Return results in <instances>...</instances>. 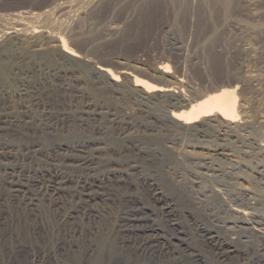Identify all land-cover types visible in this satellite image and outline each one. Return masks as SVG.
<instances>
[{"label":"rangeland","instance_id":"obj_1","mask_svg":"<svg viewBox=\"0 0 264 264\" xmlns=\"http://www.w3.org/2000/svg\"><path fill=\"white\" fill-rule=\"evenodd\" d=\"M186 1L84 0L79 4L77 0H0V14L9 15L6 18L16 11L42 13L47 9L54 11L62 2H69L71 7L73 3L69 16L56 13L35 17L33 14L34 18L23 19L41 25L40 32L20 31L0 37V66L9 73L5 79L0 72V251L3 246L6 249L22 243L33 253L42 244L46 243L47 248L60 244L57 260L52 264H87L88 258L82 253L96 248L92 256H97V248L104 245L103 256L111 246L112 249L116 246L113 250L124 255L123 261L104 259L99 264L119 261L120 264H202L184 248L182 242H186L198 251L204 264H257L264 258V151L259 149L264 147V0H231L226 5L221 0H192L191 5ZM11 22L8 18L4 25L11 26ZM58 31L68 38L82 58L72 61L60 52L53 34ZM51 50L54 51V64L39 59ZM163 61L169 62L173 70L172 76L164 77L173 81L182 93L209 92L218 83L234 80L240 88L239 99L246 105L238 126L231 129L216 116L208 117L206 123L209 125L200 128L196 126L198 122L181 126L170 120L173 107L167 99L146 93L133 83L135 74L153 82L161 80L157 68ZM95 64L109 65L120 73L121 80L114 82L89 66ZM123 69L126 71L122 74ZM2 121H6V125ZM10 124L18 131L16 136L12 135ZM222 132L230 140L221 139ZM91 146L96 147L95 152ZM220 147L226 149L229 158L215 154ZM188 149L197 150L201 158H177V155H185ZM79 154L93 157L91 169L81 168L77 160L71 159ZM148 156L157 159L152 163ZM231 157L237 162L231 161ZM208 158L211 159L205 162ZM55 171L72 178L91 174L104 179L103 191L108 194L105 199L95 200L96 203L86 202L77 194L78 187L70 184L62 192L66 195L61 193L57 202L58 198L53 199L41 181L28 185V197L16 192L11 185L22 177L35 182L41 180L42 173L50 175ZM147 182L157 183L160 190L173 199L181 212L179 226L172 225L162 211L164 204L152 197ZM242 186L251 188L249 195L243 192ZM132 194L143 210L148 209V212L140 211V215L155 217L154 224L161 232L157 243L162 246V239L177 244L178 256L177 252L174 255L178 259L153 249L143 252L138 243L141 237L129 234L130 227L125 224L124 217L136 210L134 203L126 198ZM65 196L67 198H63ZM234 206L246 210L248 217L232 214ZM67 208H71L70 211ZM223 234L243 239L239 242L242 254H235L224 263L216 254L218 238H224ZM116 241L119 243L115 244ZM5 259L0 253V264H42L21 249L17 257Z\"/></svg>","mask_w":264,"mask_h":264},{"label":"bare ground","instance_id":"obj_2","mask_svg":"<svg viewBox=\"0 0 264 264\" xmlns=\"http://www.w3.org/2000/svg\"><path fill=\"white\" fill-rule=\"evenodd\" d=\"M76 1V0H75ZM78 1V3L80 4L82 1H84V0H77ZM86 1V0H85ZM92 1V0H91ZM222 1V4L223 5H226L229 1H231V0H221ZM189 5H191V3H192V0H187L186 1ZM83 3V2H82ZM57 5V4H56ZM186 5V4H185ZM82 6V5H81ZM80 7V6H79ZM78 7V8H79ZM72 8H73V3H72V7H71V5H70V3L69 2H66V3H60V4H58L57 6H56V8L54 7V11H53V9H52V11H50V10H45L44 12H42V13H34V12H32V11H27V10H22V11H16L15 13H10L11 15H10V17H8V18H10L11 20H12V22H11V26H5L4 25V23H5V20L6 19H8V18H6L5 16H9V15H4V14H0V31H1V33H0V37L1 36H3L4 34H10V33H14V32H20V31H22V32H25V33H37V32H40L42 29V27L40 28V26L41 25H38V24H31V23H29V22H26V21H23V19L25 18V17H28V18H31V17H33L34 18V15L33 14H35V17L36 16H42V15H47V16H51V15H53V14H56V13H60L59 14V16H62V15H67V16H69L70 15V13H71V11H72ZM81 8V7H80ZM189 8H192V7H189ZM74 9H76V8H74ZM190 10V9H189ZM76 12V11H75ZM24 14H26V16L24 15ZM13 22H16V24H13ZM17 25V26H16ZM56 29V28H55ZM54 31V30H53ZM53 34L55 35V38H56V40H57V42H58V44H59V50H60V52L61 53H63L66 57H68L69 59H71L72 61H76V60H78L79 58H82L83 57V55L77 50V49H75L73 46H71L70 45V42H69V40H68V38L60 31H58V32H53ZM84 56H87L86 54L84 55ZM53 58L55 59V56H54V51H46L42 56H39V59H42L43 61H44V59H45V61L44 62H46V63H51V64H54L53 62H54V60H53ZM167 58V57H166ZM209 58V57H208ZM56 61V60H55ZM91 64V63H90ZM89 66H91L96 72H101V73H103V74H105V75H107V77L110 79V80H112V81H114V82H119L120 80H121V76H120V73H118L116 70H114L112 67H110L109 65H104V64H95V66L94 65H89ZM0 68H1V70H0V72H1V74H2V77H4L5 79H7L8 78V75H9V73H8V71L6 70V68H4V67H2V66H0ZM157 70L160 72V74L162 75L161 77H162V79L161 80H156V82H153V81H150V80H148L147 78H144V77H142V76H139V75H133V83H134V85L136 86V87H141L143 90H145V92L146 93H155V94H157L158 96L160 95L161 97H164L165 99H167V102L173 107V109H172V111L170 112V120H172V121H174V122H176L177 124H180L181 126L182 125H188V124H194L195 122H198V125L196 124V126H198L197 128H200V126H203L204 124L206 125L207 123H206V120L208 119V117H211V116H216V117H219L221 120H222V122H223V124H225L227 127H231V129H232V127H234V126H238V124H239V121H240V118H241V116L244 114V112H245V109H246V105H245V103L244 102H241L240 101V99H239V95L238 94H240L239 92H238V90L240 89L239 87H238V85L234 82V80L232 81H229L228 80V82L226 81H224V82H221L220 84L218 83V84H216L215 86H213L211 89H210V91L209 92H195V94H193V95H191V94H186V93H182V92H180L179 90H177V86L174 84V82L173 81H171V80H168V79H166V77H164V76H168V77H170V76H172V73H173V70H172V66H171V64L169 63V62H167V61H163L159 66H158V68H157ZM83 71H85L84 69H83ZM126 70H122L121 72H122V74H123V72H125ZM157 71V72H158ZM95 72V73H96ZM85 74L87 73V71L86 72H84ZM100 73V74H101ZM246 76V75H245ZM254 76V75H253ZM174 77H176V76H174ZM256 77V76H255ZM252 79H255V78H253V77H251ZM178 79V78H177ZM245 80V79H244ZM180 81H183V79H180ZM179 81V82H180ZM243 81V80H242ZM246 81V80H245ZM251 81V80H250ZM183 82H185V81H183ZM244 82V81H243ZM239 83V82H238ZM247 83V82H246ZM177 84V83H176ZM181 84V83H180ZM183 85V84H182ZM180 87V86H179ZM239 88V89H238ZM182 89H184L183 87H182ZM198 89V88H197ZM242 90H243V88H242ZM191 91V90H190ZM189 91V92H190ZM240 91V90H239ZM188 93V92H187ZM242 93V92H241ZM169 105V106H170ZM155 107V106H154ZM7 118H8V116H7ZM7 118L5 119L6 121H7ZM13 120H14V118H13ZM210 120V119H209ZM6 121H2V122H4V125H6ZM11 121V120H10ZM245 121V120H244ZM12 122V121H11ZM13 123V122H12ZM11 123V124H12ZM11 124H10V126H9V128H10V130H12V132L11 133H13L12 135L14 136H16V134L18 133V131H17V129L16 128H14V127H12L11 126ZM242 124V123H241ZM195 125V124H194ZM204 125V126H205ZM207 125H209V124H207ZM195 126V127H196ZM18 127H19V125H18ZM194 127V128H195ZM210 127V126H209ZM2 128H4V126H2ZM5 128H8V127H6L5 126ZM8 128V129H9ZM201 128H203V127H201ZM208 128V127H207ZM200 130V129H199ZM198 130V131H199ZM224 130H226V129H224ZM124 131V130H123ZM228 131V130H227ZM10 132V131H9ZM20 132V131H19ZM219 132H221V131H219ZM225 132V131H224ZM21 133V132H20ZM121 133V132H120ZM120 133H119V135H120ZM195 133V132H194ZM229 133V132H228ZM234 133V132H233ZM8 134V133H7ZM6 134V135H7ZM189 134V133H188ZM221 135H223V138H221V139H225L226 138V140H230V138L228 137H226L225 136V133H220ZM231 134H232V132H231ZM23 135V134H22ZM123 135V134H122ZM234 135H235V133H234ZM234 135H232V136H234ZM9 136V135H8ZM18 136H19V134H18ZM20 136H21V134H20ZM12 137V136H11ZM28 137V136H27ZM231 137V136H230ZM15 138V137H14ZM22 138V137H21ZM57 138V137H56ZM119 138V137H118ZM235 138V137H234ZM237 138V140H239V139H241L240 137H236ZM10 139V138H9ZM53 139V138H52ZM115 139H117V138H115ZM201 139V138H200ZM12 140H13V138H12ZM15 140V139H14ZM20 140V139H19ZM24 140V139H23ZM25 140H26V138H25ZM24 140V141H25ZM32 140V139H31ZM30 140V141H31ZM55 140V139H54ZM58 140V139H57ZM118 140V139H117ZM123 140V139H122ZM232 140V139H231ZM236 140V139H235ZM9 141V140H8ZM22 141V140H21ZM33 141V140H32ZM40 141H43V140H40ZM53 141V140H52ZM112 141V140H111ZM208 141V140H207ZM223 141V140H222ZM36 142V141H35ZM34 142V143H35ZM214 142V141H213ZM218 142V141H217ZM221 142V141H220ZM237 142V141H236ZM5 143V142H4ZM9 142H7L6 144H8ZM11 143V142H10ZM9 143V144H10ZM18 143V142H17ZM28 143V142H27ZM32 143V142H31ZM39 143V142H38ZM37 143V144H38ZM46 143V142H45ZM54 143V142H53ZM87 143V142H86ZM113 143V142H112ZM223 143V142H222ZM12 144H14V142L12 143ZM60 144V143H59ZM85 144V143H84ZM89 144V143H88ZM121 144V143H120ZM119 144V145H120ZM225 144V143H224ZM223 144V145H224ZM27 145V144H26ZM30 145V144H29ZM32 145H34V144H32ZM36 145V144H35ZM41 145V144H40ZM263 145V144H262ZM3 146V145H2ZM13 146V145H12ZM38 146V145H37ZM42 146H44V145H42ZM41 146V147H42ZM46 146V145H45ZM84 146V145H83ZM90 146V145H89ZM225 146V145H224ZM21 147V146H20ZM20 147H19V149H20ZM28 147V146H27ZM53 147V146H52ZM60 147V146H59ZM63 147V146H62ZM73 147V146H72ZM76 146L74 145V148H75ZM87 147H88V145H87ZM137 147V146H136ZM218 147V146H217ZM258 147H259V145H258ZM8 148V147H7ZM14 148V147H13ZM16 148H18V147H16ZM40 148V147H39ZM79 148V146L77 147V149ZM91 148H92V146H91ZM96 148V147H95ZM94 148V149H95ZM135 148V147H134ZM215 148V147H214ZM11 149V148H10ZM9 149V150H10ZM26 149H28V148H26ZM34 149V148H33ZM52 149V148H51ZM63 149V148H62ZM73 149V148H72ZM82 149V148H81ZM83 149H84V147H83ZM93 149V148H92ZM93 149V150H94ZM141 149V148H140ZM259 149L261 150V151H264V147H259ZM8 150V149H7ZM8 150V151H9ZM18 150V149H17ZM21 150H23V148L21 149ZM29 150V149H28ZM36 150V149H35ZM68 150V149H67ZM86 150V149H85ZM226 149H224V147H220V148H218V149H216L215 150V154L216 155H221V156H223V157H226V158H229V156H230V154H228L226 151H225ZM3 150H1V152H2ZM48 151V150H47ZM47 151H46V153H47ZM64 151V150H63ZM69 151V150H68ZM70 151H72V150H70ZM139 151V150H138ZM184 151V150H183ZM17 152V151H16ZM15 152V154H17ZM28 152V151H27ZM36 151H34V153H35ZM40 152H42L41 150H40ZM44 152V151H43ZM49 152V151H48ZM62 152V151H61ZM60 152V153H61ZM91 152H93L92 150H91ZM90 152V153H91ZM94 152H95V150H94ZM93 152V153H94ZM200 152V151H199ZM6 153H7V151H6ZM12 153V152H11ZM11 153H9V154H11ZM13 153H14V151H13ZM54 153V152H53ZM67 153V152H66ZM76 153V152H75ZM88 153V152H87ZM137 153H140V152H137ZM155 153V152H154ZM230 153V152H229ZM20 154V153H19ZM36 154V153H35ZM70 154V153H69ZM89 154V153H88ZM96 154V153H95ZM94 154V155H95ZM136 154V153H135ZM207 154V153H206ZM3 155V154H2ZM51 156L53 155V154H50ZM49 155V156H50ZM61 155V154H60ZM65 155V154H64ZM76 155V154H75ZM158 155V154H157ZM180 155V154H179ZM200 155V154H199ZM201 155H203V153L201 154ZM18 156V155H17ZM45 156V155H44ZM139 156H140V154H139ZM144 156V155H143ZM142 156V157H143ZM174 156V155H173ZM184 156V157H183ZM205 156H207V155H205ZM5 157V156H4ZM9 157V156H8ZM15 157V156H14ZM24 157V156H23ZM34 157V156H33ZM38 157V156H37ZM40 157V156H39ZM56 157H57V155H56ZM136 157H138V155L136 156ZM141 157V156H140ZM145 157H146V155H145ZM149 157V156H148ZM178 157H180V158H197L198 160L201 158H198V151L197 150H195V149H188L186 152H185V155H180V156H178L177 155V158ZM202 157H204V155L202 156ZM6 158V157H5ZM19 158H21V156H19ZM19 158H18V161H19ZM53 158V157H52ZM75 158L76 159H74V158H71L72 160H77V166H79V167H81V168H84V169H88V168H90L91 167V164L93 163V157L92 156H85L84 154L83 155H81V154H79L78 156H75ZM155 158L157 159V157H149V160L153 163L154 161H156L155 160ZM12 159H13V157H12ZM15 159V158H14ZM38 159V158H37ZM45 159V158H44ZM56 159V158H55ZM70 159V158H69ZM204 159V158H203ZM207 159V158H206ZM205 159V160H206ZM211 159V158H210ZM209 158H208V160H206L205 162H207V161H209L210 160ZM219 159V158H218ZM10 161H11V159H9ZM16 160V159H15ZM22 160H23V158H22ZM27 160V159H26ZM47 160H48V158H47ZM50 160H52V159H50ZM71 160V161H72ZM95 160V159H94ZM147 160V159H146ZM213 160V159H212ZM215 160V159H214ZM230 160L231 161H234V162H237L236 160H234V159H232V157L230 158ZM5 161V160H4ZM17 161V162H18ZM31 161V160H30ZM49 161V160H48ZM63 161V160H62ZM204 161V160H203ZM7 162V161H6ZM5 162V163H6ZM50 162V161H49ZM64 162V161H63ZM185 162V161H184ZM188 162V161H187ZM204 162V164H205V166H206V163ZM214 162V161H213ZM212 162V163H213ZM10 163V162H9ZM30 163V162H29ZM54 163V162H53ZM60 163V162H59ZM58 163V164H59ZM75 163V162H74ZM95 163H97V162H95ZM99 163H101V162H99ZM123 163V162H122ZM145 163V162H144ZM201 163V162H200ZM31 164V163H30ZM118 164V163H117ZM134 164H136V163H134ZM210 164H211V162H210ZM213 164H215V163H213ZM23 165V164H22ZM57 165V164H56ZM63 165V164H62ZM95 165V164H94ZM97 165V164H96ZM100 165V164H99ZM98 165V166H99ZM140 165V164H139ZM208 165H209V163H208ZM8 166H10V165H7V167ZM25 166V165H24ZM23 166V167H24ZM76 166V167H77ZM120 166V165H119ZM210 166V165H209ZM211 166H213V165H211ZM49 167H51V166H49ZM58 167V166H57ZM69 167V166H68ZM118 167V166H117ZM123 167V166H122ZM139 167V166H138ZM202 167V166H201ZM2 168V167H1ZM11 168V167H10ZM13 168V167H12ZM15 168V167H14ZM22 168V167H21ZM25 168H26V166H25ZM42 168V167H41ZM47 168V167H46ZM55 168V167H54ZM65 168V167H64ZM96 168V167H95ZM114 168V167H113ZM136 168H137V166H136ZM210 168V167H209ZM38 169V168H37ZM50 169V168H49ZM58 169H59V167H58ZM77 169V168H76ZM83 169V170H84ZM91 169V168H90ZM101 169V168H100ZM111 169V168H110ZM23 170V169H22ZM21 170V171H22ZM51 170V169H50ZM57 170V169H56ZM74 170V169H73ZM214 170V169H213ZM221 170V169H220ZM4 171V170H3ZM5 171H6V169H5ZM27 171V170H26ZM37 171V170H36ZM42 171V170H41ZM58 171V170H57ZM64 171H65V169H64ZM79 171V170H78ZM95 171V170H94ZM106 171H107V169H106ZM116 171V170H115ZM129 171V170H128ZM10 172V171H9ZM49 172V171H48ZM51 172V171H50ZM72 172V171H71ZM74 172V171H73ZM76 172V171H75ZM82 172V171H81ZM84 172V171H83ZM86 172V171H85ZM99 172H100V170H99ZM102 172V171H101ZM104 172H105V169H104ZM123 172V171H122ZM14 173V172H13ZM23 174H24V172H22ZM76 173H78V172H76ZM96 173V172H95ZM109 173V172H108ZM112 173H113V171H112ZM130 173V172H129ZM10 174V173H9ZM18 174H19V172H18ZM27 174V173H26ZM25 174V175H26ZM35 175H36V173H34ZM74 174V173H73ZM84 174V173H83ZM87 174V173H86ZM94 174V173H93ZM100 174V173H99ZM111 174V173H110ZM125 174V173H124ZM126 174H128V173H126ZM204 174V173H203ZM208 174V173H207ZM15 175H16V173H15ZM21 175V174H20ZM33 175V174H32ZM98 175V174H97ZM101 175H102V173H101ZM100 175V176H101ZM123 175V174H122ZM132 175V174H131ZM146 175V174H145ZM223 175V174H222ZM7 176V175H6ZM76 176V175H75ZM77 176H78V174H77ZM83 176V175H82ZM96 176V175H95ZM103 176V175H102ZM117 176V175H116ZM139 176V175H138ZM160 176V175H159ZM30 177V176H29ZM40 177H41V180H38V181H35V182H32V180L30 181V180H28V179H25L24 177H22L20 180L19 179H17V181H15V182H13V184H11V181H10V184L11 185H13V188H14V190L16 191V192H22L23 194H25L27 197H28V185L29 184H31V183H36V182H43V184H45L46 185V187H47V192H49V194H50V196L54 199V198H58L60 195H61V193L63 192V191H65V188L67 187V186H69L70 184H74L75 186H77L78 187V189L76 190L77 191V194H79V197L81 198V199H83V200H85L86 202H91V201H94L95 202V200H99V199H102V198H104V196H106L108 193H106L105 191H103L104 190V185H105V182H104V179H98V177H94V176H92L91 174H88V175H86V176H83V177H78V178H72L70 175H68V174H62V173H56V171H55V174H50V175H48V174H46V173H42L41 175H40ZM73 177H74V175H73ZM106 177H108V176H106ZM215 177V176H214ZM1 178V177H0ZM4 178V177H3ZM13 178V177H12ZM16 178V177H15ZM17 178H18V176H17ZM110 178V177H109ZM108 178V179H109ZM116 178V177H115ZM114 178V179H115ZM119 178V177H118ZM124 178V177H123ZM5 179V178H4ZM9 179V178H8ZM11 179V178H10ZM30 179V178H29ZM34 179V178H33ZM133 179V178H132ZM145 179V178H144ZM212 179V178H211ZM215 179V178H214ZM12 180V179H11ZM111 180V179H110ZM109 180V181H110ZM119 180V179H118ZM122 180V179H121ZM141 180V179H140ZM154 180V179H153ZM34 181V180H33ZM108 181V182H109ZM116 181V180H115ZM139 181V180H138ZM146 181V180H145ZM155 181V180H154ZM227 181V180H226ZM236 181V180H235ZM119 182V181H118ZM121 182V181H120ZM124 182V181H123ZM151 182V181H150ZM6 183H7V181H6ZM126 183V182H125ZM147 183H149V182H147ZM38 184V183H37ZM36 185V184H35ZM41 185H42V183H41ZM145 184H143V186H144ZM149 185H150V189H151V192H152V197L154 198V199H157L158 201H161L163 204H164V210H162L163 212L165 211L166 212V215H167V218H169V220L172 222V225L173 226H179V215L181 214V212H179V209H178V206H176V204L173 202V199L172 198H170L169 196H168V194L167 193H163L161 190H160V188L158 187V185H157V183H149ZM230 185V184H229ZM5 186V185H4ZM39 186V185H38ZM75 186H74V189H75ZM119 186V185H118ZM123 186V185H122ZM135 186H136V184H135ZM147 186V185H146ZM2 187V186H1ZM10 187V186H9ZM8 187V188H9ZM120 187H121V185H120ZM126 187H130V186H126ZM132 187V186H131ZM244 187V188H243ZM246 187H248V186H242L241 188H242V190H243V192L246 194L247 193V195H249L250 193V187H249V189L248 188H246ZM4 188V187H3ZM34 188V187H33ZM36 188V187H35ZM136 188V187H135ZM139 188V187H138ZM241 188H240V190H241ZM30 189H32V188H30ZM137 189V188H136ZM142 189H143V187H142ZM13 190V191H14ZM68 190V189H67ZM73 190V189H72ZM7 191V190H6ZM12 191V190H11ZM41 191V190H40ZM69 191V190H68ZM110 191V190H109ZM117 191V190H116ZM124 191V190H123ZM126 192H128V189L127 190H125ZM125 191H124V193H125ZM131 191H132V189H131ZM252 191V190H251ZM33 192H35V191H33ZM39 192V191H38ZM72 192V191H71ZM0 193H1V191H0ZM10 193H12V192H10ZM21 193V194H22ZM43 193H45V191L43 192ZM139 193V192H138ZM252 193V192H251ZM15 194V193H14ZM17 194H19V193H17ZM62 194H64V193H62ZM68 194V193H67ZM123 194V193H122ZM120 195L121 197L123 196V195ZM131 194V193H130ZM10 195V194H9ZM20 195V194H19ZM44 195V194H43ZM64 195H66V194H64ZM114 195V194H113ZM118 195V194H117ZM138 195V194H137ZM2 196H3V194H2ZM1 196V197H2ZM39 196V195H38ZM38 196H37V198H38ZM68 196V195H67ZM74 196V195H73ZM111 196V195H110ZM110 196H108V197H110ZM126 196V195H125ZM10 197V196H9ZM24 197V196H23ZM112 197V196H111ZM6 198V197H5ZM8 198V197H7ZM7 198H6V200H7ZM36 198V197H35ZM36 198V199H37ZM61 198V197H60ZM63 198H67L66 196L65 197H63ZM69 198V197H68ZM74 198V197H73ZM116 198V197H115ZM119 198V197H118ZM126 198L128 199V200H130V201H132V203H134V207L136 208V210L135 209H133L132 211H133V213L131 214V215H127V216H125L124 218H125V224L127 225V227L129 226L130 228H129V234H131V235H134V238H135V236H137V237H141V239L140 240H138V243H139V248L143 251V252H148V251H150V250H155V251H157V252H159L160 254H166L167 255V253L168 254H171V256H172V258L173 259H178V252H177V250H178V248H177V244L176 245H173L172 243H171V241H169L168 242V240H167V242H166V240H162L161 239V245L162 246H160L157 242H159L160 241V228H158L157 226H155V224H154V221H155V217L152 219L151 218V215H148L147 217H142V215H140V211H145V212H148V209H146L145 207V210H143V208L139 205V201L136 199V196L135 195H130V196H126ZM142 198V197H141ZM152 198V199H153ZM26 198H24V200H25ZM32 199V198H31ZM39 199V198H38ZM37 199V200H38ZM71 199V198H70ZM105 199V198H104ZM103 199V200H104ZM150 199V198H149ZM5 200V201H6ZM10 200V199H9ZM19 200V199H18ZM23 200V199H22ZM60 199L58 198V200H57V202L59 201ZM120 200V199H119ZM140 200V199H139ZM192 200V199H191ZM4 201V202H5ZM8 201V200H7ZM14 201H15V198H14ZM20 201V200H19ZM29 201H32V200H29ZM36 201V200H35ZM50 201V200H49ZM64 201V200H63ZM72 201V200H71ZM79 201V200H78ZM148 201V200H147ZM150 201H152V200H150ZM2 202V201H1ZM10 202V201H9ZM40 202V201H39ZM51 202V201H50ZM49 202V203H50ZM66 202V201H65ZM67 202H69V200H67ZM66 202V203H67ZM122 202V201H121ZM128 202V201H127ZM149 202V201H148ZM154 202H156V201H154ZM195 202H197V201H195ZM19 203V202H18ZM23 203V202H22ZM21 203V204H22ZM27 202H25L24 204H26ZM28 203H30V202H28ZM32 203V202H31ZM38 203V202H37ZM48 203V204H49ZM52 203H53V201H52ZM52 203H51V205H52ZM93 203V202H92ZM96 203V202H95ZM193 203H194V201H193ZM20 204V203H19ZM19 204H18V207H19ZM128 204V203H127ZM144 204V203H143ZM196 204V203H195ZM194 204V205H195ZM8 205H10V203L8 204ZM27 205V204H26ZM50 205V204H49ZM77 205V204H76ZM88 205V204H87ZM155 205V204H154ZM190 205V204H189ZM33 206V205H32ZM35 206V205H34ZM33 206V207H34ZM40 206V205H39ZM57 206V205H56ZM60 206H62L61 204H60ZM67 206V205H66ZM65 206V207H66ZM69 206V205H68ZM75 206V205H74ZM123 206V205H122ZM131 206V205H130ZM144 206H145V204H144ZM156 206V205H155ZM158 206H160V205H158ZM162 206V205H161ZM198 206V205H197ZM196 206V207H197ZM250 206V205H249ZM11 207V206H10ZM21 207V206H20ZM36 207H37V204H36ZM148 207V206H147ZM77 208V207H76ZM151 208V207H150ZM163 208V207H162ZM261 208V207H260ZM25 209H27V208H25ZM68 209V208H67ZM71 209V208H70ZM70 209H68L67 211H70ZM131 209V208H130ZM198 209V208H197ZM249 209V208H248ZM16 210V209H15ZM22 210V209H21ZM24 210V209H23ZM22 210V211H23ZM43 210V209H42ZM85 210H87V209H85ZM59 210H57L56 212H58ZM66 211V210H65ZM66 211V212H67ZM126 211V210H125ZM128 211H130V210H128ZM195 211H197V210H195ZM10 212V211H9ZM39 212V211H38ZM64 212V211H63ZM160 212V211H159ZM190 212V211H189ZM21 213V212H20ZM26 213V212H25ZM120 213V212H119ZM127 213V212H126ZM129 213V212H128ZM150 213V212H149ZM155 213V212H154ZM188 213V212H187ZM192 213H193V211H192ZM231 213L232 214H235V215H238V214H240V215H246V214H248V212L245 210V212H244V210L242 211V208H240V207H235L234 206V208H232L231 209ZM19 214V213H18ZM31 214V213H30ZM29 213H28V215H30ZM35 214V213H34ZM37 214V213H36ZM40 214V213H39ZM80 214V213H79ZM144 214V213H143ZM163 214V213H162ZM194 214V213H193ZM249 214H250V211H249ZM72 215V214H71ZM25 216V215H24ZM31 216V215H30ZM70 216V215H69ZM144 216V215H143ZM154 216V215H153ZM156 216V215H155ZM247 216V215H246ZM1 217V216H0ZM29 217V216H28ZM32 217V216H31ZM241 217V216H240ZM243 217V216H242ZM248 217V216H247ZM35 218V217H34ZM66 218V217H65ZM80 218V217H79ZM95 218V217H94ZM191 218H193V217H191ZM196 218V217H195ZM246 218V217H245ZM19 219V218H18ZM119 219V218H118ZM194 219V218H193ZM248 219V218H247ZM254 219V218H253ZM255 219H256V216H255ZM36 220V219H35ZM78 220V219H77ZM182 220V219H181ZM187 220V219H186ZM237 220V219H236ZM24 221V220H23ZM26 221V220H25ZM30 221V220H29ZM59 221V220H58ZM66 221V220H65ZM64 221V222H65ZM91 221V220H90ZM248 221V220H247ZM252 221V220H251ZM11 222V221H10ZM32 222V221H31ZM89 222V221H88ZM181 222V221H180ZM255 222V221H254ZM20 223V222H19ZM24 223H26V222H24ZM56 223V222H55ZM59 223H62V220H61V222H59ZM69 223V222H68ZM117 223V222H116ZM115 223V224H116ZM21 224V223H20ZM54 224V223H53ZM58 224V223H57ZM170 224V223H169ZM61 225V224H60ZM165 225V224H164ZM35 226V225H34ZM66 226V225H65ZM200 226V225H199ZM201 226H202V224H201ZM204 226V225H203ZM25 227V226H24ZM71 227V226H70ZM79 227V226H78ZM119 227V226H118ZM182 227V226H181ZM21 228V227H20ZM54 228V227H53ZM63 228V227H62ZM67 228V227H66ZM123 228V227H122ZM121 228V229H122ZM200 228H202V227H200ZM204 228V227H203ZM202 228V229H203ZM259 228H260V226H259ZM8 229V228H7ZM236 229V228H235ZM234 229V230H235ZM114 230V229H113ZM120 230V229H119ZM189 230V229H188ZM206 230V229H205ZM233 230V229H232ZM237 230V229H236ZM4 231V230H3ZM12 231V230H11ZM76 231V230H75ZM166 231H170V230H166ZM181 231V230H180ZM183 231V230H182ZM209 231V230H208ZM221 231V230H220ZM225 231V230H224ZM230 231V230H229ZM239 231H240V229H239ZM29 232V231H28ZM56 232V231H55ZM83 232V231H82ZM123 232V231H122ZM176 232H177V230H176ZM188 232V231H187ZM204 232V231H203ZM218 232V231H217ZM241 232V231H240ZM43 233V232H42ZM178 233V232H177ZM182 233V232H181ZM225 233V232H224ZM230 233H232V231L230 232ZM239 233V232H238ZM261 233H263V232H261ZM6 234V233H5ZM5 234H3V235H5ZM32 234V233H31ZM48 234V233H47ZM56 234V233H55ZM206 234H207V232H206ZM217 235H218V233H216ZM233 234V233H232ZM232 234H231V236H232ZM236 234V233H235ZM234 234V235H235ZM1 235V234H0ZM12 235V234H11ZM22 235V234H21ZM28 235V234H27ZM85 235V234H84ZM108 235V234H107ZM125 235V234H124ZM166 235H168V234H166ZM174 235V234H173ZM178 235V234H177ZM203 235V234H202ZM208 235H210V234H208ZM224 236H225V234H223ZM227 235V234H226ZM239 235V234H238ZM25 236H26V234H25ZM43 236V235H42ZM55 236V235H54ZM128 236V235H127ZM164 236V235H163ZM186 236V235H185ZM236 236H237V234H236ZM262 236H263V234H262ZM3 237V236H2ZM7 237V236H6ZM19 237V236H18ZM38 237V236H37ZM45 237V236H44ZM53 237V236H52ZM65 237H67V235L65 236ZM75 237V236H74ZM83 237V236H82ZM131 237V236H130ZM172 237V236H171ZM203 237V236H202ZM206 237V236H205ZM211 237V236H210ZM220 237V236H219ZM242 237V236H241ZM240 236H238V237H230V236H225L224 238H218V243H217V258L219 259V260H221L223 263L225 262V261H227V260H229V258L231 259V257L233 256V255H238V254H242V252H243V249L241 250L240 249V247H239V242H240V240L242 241L243 239H240L241 238ZM12 238V237H11ZM24 238V237H23ZM32 238V237H31ZM31 238H29V239H31ZM35 238H36V236H35ZM60 238V237H59ZM59 238H57V239H59ZM63 238V237H62ZM80 238V237H79ZM107 238V237H106ZM116 238V237H115ZM126 238V237H125ZM198 238V237H197ZM208 238V237H207ZM211 238H214V236H212ZM20 239V238H19ZM28 239V238H27ZM46 239V238H45ZM44 239V240H45ZM53 239V238H52ZM65 239H67V238H65ZM166 239H168L167 237H166ZM7 240V239H6ZM10 240V239H9ZM21 240V239H20ZM38 240V239H37ZM36 240V241H37ZM42 240V239H41ZM40 239H39V241H41ZM48 240V239H47ZM50 240V239H49ZM72 240V239H71ZM186 241H187V239H185ZM184 240V241H185ZM206 240V239H205ZM22 241V240H21ZM27 241V240H26ZM25 241V242H26ZM56 241V240H55ZM54 241V239H53V242H55ZM68 241V240H67ZM110 241V240H109ZM131 241V240H130ZM174 241V240H173ZM182 241V240H181ZM10 242V241H9ZM23 242V241H22ZM24 242V243H25ZM32 242V241H31ZM52 242V243H53ZM57 242V241H56ZM59 242V241H58ZM125 242V241H124ZM211 242V241H210ZM18 243H20L19 241H18ZM23 243V244H24ZM28 243V242H27ZM43 243V242H42ZM45 243V242H44ZM50 243V242H49ZM85 243H87V242H85ZM118 244L119 242H115V244ZM190 243V242H189ZM212 243H214V242H212ZM39 244V243H38ZM46 244V243H45ZM45 244H42L43 246H39V247H37L36 249H35V251H33V253H30L31 251V249H28V247H27V245H22V243H20L19 245H16V244H14L15 246L14 247H7L6 249H5V246H3V251L1 250L0 251V253L2 254V256L4 257V259L7 257V258H9V259H12L14 256H16L17 257V254H18V252H19V250L21 249L22 250V252H24V251H27L28 252V255L29 256H32L34 259H36V260H38V261H40V263H44L45 264V262H50V264H52V262L56 259V256H57V252H58V250L59 249H61V246H60V244H54V246H53V248H47V246L45 245ZM137 244V243H136ZM205 244V243H204ZM10 245H12V243L10 244ZM32 245V244H31ZM40 245V244H39ZM50 245V244H49ZM53 245V244H52ZM78 245H80V244H78ZM98 245V244H97ZM112 245V244H111ZM132 245V244H131ZM182 245L184 246V248L186 249V250H188V251H190V254H192L193 255V257L195 258V260L197 261V262H200V263H202V264H204L203 263V259H202V256L200 255V254H198V251H195L194 249H192L191 247H190V245H187V243L186 242H182ZM212 245H215V243L214 244H212ZM89 246V245H88ZM102 246V245H101ZM104 246V245H103ZM102 246V247H103ZM123 246V245H122ZM129 246V245H128ZM0 247H1V245H0ZM32 247H34V246H32ZM51 247V246H50ZM102 247L100 248V247H98L97 248V253H98V255L97 256H92V254H94V253H92L93 251H95V249L93 248H91L90 249V246H89V249L90 250H92V252H90V253H88L87 251L84 253H82V251H81V253H82V256L83 257H85V258H88V260H87V264H91L92 262H95V263H93V264H99L100 262H101V260H104V259H117V260H120V261H123V256L124 255H122V254H119V253H117L115 250H113L114 248H116V246L112 249V247L113 246H111V249H109L108 251H107V253L103 256V249H102ZM134 247V246H133ZM137 247V246H136ZM212 247V246H211ZM213 247H215V246H213ZM20 248V249H19ZM99 248H100V250H99ZM132 248V247H131ZM19 249V250H18ZM33 249V248H32ZM73 249V248H72ZM123 249V248H122ZM18 250V251H17ZM77 250V251H76ZM129 250H130V248H129ZM135 250V249H134ZM136 250H138V248L136 249ZM181 250V249H180ZM89 251V250H88ZM179 251V250H178ZM182 251V250H181ZM75 252H80V249H75ZM106 252V251H105ZM129 252V251H128ZM151 252V251H150ZM177 252V256L176 255H174L175 253ZM141 253V252H140ZM149 253V252H148ZM154 253V252H153ZM180 253V252H179ZM184 253V252H183ZM146 254V253H145ZM144 254V255H145ZM215 254V255H216ZM81 255V254H80ZM131 255V254H130ZM24 256V255H23ZM26 256V255H25ZM139 256V255H138ZM141 256V255H140ZM181 256V255H180ZM82 257V258H83ZM126 257H128V256H126ZM216 257V256H215ZM136 258V257H135ZM170 258V257H169ZM243 258V257H242ZM160 259V258H159ZM162 259V258H161ZM6 260V259H5ZM57 260V259H56ZM70 260H71V258H70ZM84 260V259H83ZM109 260V261H110ZM139 260V259H138ZM11 261V260H10ZM65 261V260H64ZM81 261V260H80ZM112 261V260H111ZM119 261V262H120ZM141 261V260H140ZM172 261V260H171ZM12 262V261H11ZM14 262V261H13ZM29 262V261H28ZM33 262H35V261H33ZM66 262V261H65ZM85 262V261H84ZM103 262V261H102ZM118 262V263H119ZM179 262V261H178ZM205 262V261H204ZM3 263H4V261H3ZM9 263V262H8ZM37 263V262H36ZM104 263H106V262H104ZM118 263H116V264H118ZM138 263V262H137ZM140 263V262H139ZM145 264H146V262H144ZM7 264V263H6ZM10 264V263H9ZM77 264V263H76ZM81 264V263H80ZM83 264V263H82ZM108 264H111V263H108ZM120 264V263H119ZM123 264V263H122ZM124 264H126V263H124ZM168 264V263H167ZM197 264V263H196ZM252 264V263H251ZM257 264H264V258L262 257V259H260L259 260V262H257Z\"/></svg>","mask_w":264,"mask_h":264}]
</instances>
